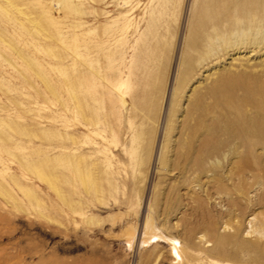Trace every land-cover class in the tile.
Masks as SVG:
<instances>
[{"label": "rangeland", "instance_id": "1", "mask_svg": "<svg viewBox=\"0 0 264 264\" xmlns=\"http://www.w3.org/2000/svg\"><path fill=\"white\" fill-rule=\"evenodd\" d=\"M11 1L0 264H173L126 244L146 218L191 264H264V45L193 48L212 0Z\"/></svg>", "mask_w": 264, "mask_h": 264}, {"label": "bare ground", "instance_id": "2", "mask_svg": "<svg viewBox=\"0 0 264 264\" xmlns=\"http://www.w3.org/2000/svg\"><path fill=\"white\" fill-rule=\"evenodd\" d=\"M4 3L7 6L13 5L11 0H5ZM216 6L219 7V10L215 9ZM16 10L21 13H19L20 15H24L19 7H16ZM204 10L207 17L212 20V25L205 30V32H209L205 36H201L200 41L194 39L195 42H193L191 39L193 48L200 47L205 53L211 55L210 47H216V45H222L231 51L248 46L263 47L264 44H261V41L264 39V31L262 30L264 26V0H227L222 1L221 4L212 0ZM201 41H205L206 44L204 46L199 45ZM33 167L40 169V166L35 164ZM39 172L42 171L39 170ZM150 221L147 218L144 220L142 230L136 223L129 224L125 228L126 244L130 248L134 245L145 248L150 244L153 247L152 245L157 242H164L169 246V252L173 256V264H191L185 257V251L180 241L172 235H165Z\"/></svg>", "mask_w": 264, "mask_h": 264}]
</instances>
